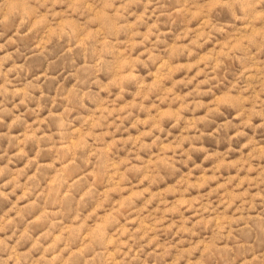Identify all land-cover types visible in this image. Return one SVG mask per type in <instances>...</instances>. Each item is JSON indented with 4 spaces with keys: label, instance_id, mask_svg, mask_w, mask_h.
Listing matches in <instances>:
<instances>
[{
    "label": "rangeland",
    "instance_id": "1",
    "mask_svg": "<svg viewBox=\"0 0 264 264\" xmlns=\"http://www.w3.org/2000/svg\"><path fill=\"white\" fill-rule=\"evenodd\" d=\"M0 264H264V0H0Z\"/></svg>",
    "mask_w": 264,
    "mask_h": 264
}]
</instances>
